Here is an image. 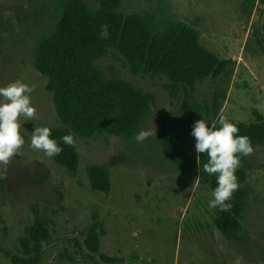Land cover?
<instances>
[{
	"label": "rangeland",
	"instance_id": "1",
	"mask_svg": "<svg viewBox=\"0 0 264 264\" xmlns=\"http://www.w3.org/2000/svg\"><path fill=\"white\" fill-rule=\"evenodd\" d=\"M52 2L0 0V87L16 80L35 85L31 102L37 113L31 121L21 117L25 143L12 157L7 179L0 180V264H12L4 251L24 257L20 240L36 219L45 223L50 240L30 264H107L84 245L94 220L103 228L99 254L115 259L113 264H264V142L241 157L236 170L243 178L237 177L243 192L239 227L224 236L215 226L219 208L208 206L213 190L199 169L176 166L156 135L136 140L142 130L155 132L159 111L174 112L168 132L188 154H197L190 134L197 120L219 124L224 115L233 124L249 125L258 123L259 115L264 123V5L244 8L243 0H121L119 11L145 17L152 32L173 23L191 27L202 46L232 61L231 71L197 83L183 106L168 96L164 76L133 75L110 50L96 60L98 69L107 78L124 79L153 94L154 103L132 137L73 135L78 166L71 174L30 147L35 127H63L45 89L46 77L33 65L35 42L55 18ZM83 2L98 8L92 0ZM218 87L226 90L219 113L195 112L190 103L210 106ZM90 165L106 166L107 193L91 188Z\"/></svg>",
	"mask_w": 264,
	"mask_h": 264
},
{
	"label": "trees",
	"instance_id": "2",
	"mask_svg": "<svg viewBox=\"0 0 264 264\" xmlns=\"http://www.w3.org/2000/svg\"><path fill=\"white\" fill-rule=\"evenodd\" d=\"M96 10L90 9L83 0H53L55 18L43 30L34 45V68L46 77L45 89L52 94L53 106L63 127H50L51 137L63 149L51 157L60 167L75 174L78 154L74 145L62 141L65 135L73 134L83 139L97 135L129 138L137 134L150 114L154 96L121 78H107L95 62L117 52L129 65L133 75L164 76L168 82L164 88L171 99L189 103L197 83L216 79L231 71L230 59H220L201 45L198 33L183 23L169 24L159 32H152L148 20L136 13L122 14L121 0H92ZM244 8L255 4L264 5V0H243ZM107 24L108 36L102 39L101 26ZM226 99V90L218 87L212 93V103L203 106L192 102L195 112L216 116ZM172 111H159L154 131L162 152L179 168L199 169L205 182L214 191L217 175L203 170L207 154L184 152L170 137L168 129L174 121ZM258 123L235 124L239 133L250 138L252 147L264 142V123L257 115ZM217 127L219 124L215 123ZM212 123H209V126ZM87 174L92 189L109 191V177L105 165H90ZM240 172L236 177L242 180ZM240 177V178H239ZM243 192L237 190L229 212L218 209L216 228L228 236L239 227ZM94 220L86 232L84 245L91 253L98 254L102 262L113 264L115 259L99 254L102 226ZM50 240L45 223L36 219L20 243L24 257L9 252L4 254L12 264H30L38 257Z\"/></svg>",
	"mask_w": 264,
	"mask_h": 264
},
{
	"label": "clouds",
	"instance_id": "3",
	"mask_svg": "<svg viewBox=\"0 0 264 264\" xmlns=\"http://www.w3.org/2000/svg\"><path fill=\"white\" fill-rule=\"evenodd\" d=\"M108 25L101 26L102 39L108 36ZM35 91V85L29 86L21 80H16L0 87V180H6L8 165L23 147L25 141L21 134V117L31 121L37 118L36 108L31 102V93ZM220 127L209 124L200 119L194 122L191 136L195 138V152L197 163L200 154H207L208 161L203 165V170L209 175H217V187L211 193L209 208H219L220 211L229 212L233 193L238 190L239 184L235 175L241 166V157L253 153L251 140L246 135H237L238 127L229 122L224 115L218 118ZM156 132V131H155ZM152 130H142L136 136L137 142H143L149 136L155 135ZM51 137L49 127H35L31 133L30 147L42 151L51 158L62 152V148ZM62 141L66 145H74L73 134L65 135ZM42 247L44 241H41Z\"/></svg>",
	"mask_w": 264,
	"mask_h": 264
}]
</instances>
